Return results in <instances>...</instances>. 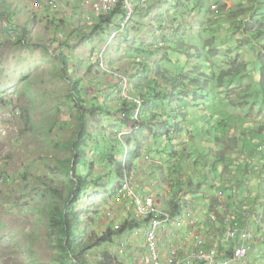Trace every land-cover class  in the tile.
<instances>
[{"label":"rangeland","instance_id":"rangeland-1","mask_svg":"<svg viewBox=\"0 0 264 264\" xmlns=\"http://www.w3.org/2000/svg\"><path fill=\"white\" fill-rule=\"evenodd\" d=\"M183 1L185 3L182 8H186L187 4L189 7H194L195 11L197 9L199 11L192 17H185L189 31L184 34L183 41L190 46L193 54L198 52L197 48H199L203 55L201 57L193 55L195 58L190 60L191 56L179 54L175 60H179L180 67L171 64L168 73L149 74V77L147 73L139 77L137 73L140 66L142 69L151 70L153 67L155 70L158 62L170 49L167 44L166 51L158 54V47L163 42L159 41L155 45V51L148 50L151 48L148 46L152 43L154 35L158 36V33L154 34L152 29L153 35L146 33L148 31L146 28L150 27L147 20L138 26L139 19L146 14L135 15L128 37L118 35L113 38L112 35L119 29L123 20V16L119 14L113 16V19L111 15L99 20L95 18L85 31L79 32L74 30L71 16L58 15L54 18L55 12L48 8L49 5H45L43 0H0V100L3 96L10 98L13 113L10 136L0 144L2 145L0 151H5L6 154L5 160L3 159L6 165L4 161L0 163V264H54L56 261L54 257L57 253L56 241L54 234H51L50 222H48L50 221L49 210L52 208L50 207L52 201L50 191L51 188H57L65 198L69 196L70 177L61 171L60 162L71 156L67 146H71L75 141L76 133L80 128V105L86 120L85 136L91 134L93 139L98 138L104 141L103 138L107 137L125 142L126 138L131 136L126 132V126L129 127L126 118L128 115L134 117L136 108L122 99L116 79L113 75L105 73L98 63L99 54L102 51H106L104 62H107L105 64L110 70L125 72L129 77L132 95L139 99L146 98L151 103L150 110H147L141 118L154 114L156 125L164 124L159 128L171 130L172 125L177 122L184 128L182 133L179 130L178 134L167 139L162 135L163 131H160L157 138L151 136L148 130L145 131V135L141 133L139 137L146 142L143 143L142 155L136 163L144 168L139 175L134 173L133 177L144 188H152V190L148 188L151 191L150 194L156 198L161 208L170 210V204L175 202L178 208H185V217L189 213V223L194 217H202L203 214L208 219L210 211H212L210 218L216 220V217L220 216V219L225 221L226 215L223 212H219V215L215 205L221 200L223 203L218 207L225 206L226 203V208H229L227 201L229 196L231 198L230 192L233 191L229 188V184L233 182L232 186H234L239 183V186H245L247 190L250 185H253L251 166L256 165L257 161L263 157L258 155L259 158L256 160L252 155L245 154L242 143H235L229 138L234 137L232 136L233 128H227L224 132V128L218 127L216 121L218 116L211 113L210 106L207 105L204 111L199 112L195 109L202 108L195 106V103L190 104L192 109L188 110L189 106L183 103L184 108L179 109L181 94L174 88L172 84L174 78L171 77L170 72L185 69L198 74L205 71L207 75H210L214 69V74L211 73L208 76L212 83L196 78L195 81L185 82L183 88L187 94L184 99L200 92V89L205 90L209 97L215 98L216 92L212 90V87L217 89L221 87V84H225L223 82L225 78L221 77L223 72L231 70V65L242 67L239 61L244 60H250L254 68H257L262 64L260 59L264 57L260 54L264 51H261L259 46L254 49L252 43L245 45L243 32H237V36L234 35L235 41H225L228 33L227 26H224L222 31L216 32L221 37L217 42L219 46H216L219 50L218 56L208 61L206 57L208 49L203 47L197 39L212 38V31L209 32L208 29L211 27L210 24L217 23L218 11L226 13L225 18L220 19L225 20L229 16L232 18L229 19L230 27L235 28L236 24L239 25L238 21L241 19L239 17L243 11L237 7L243 3V0ZM248 2L249 0H246L245 7L251 5ZM164 5L166 6L164 1L161 3V0H154L152 7L144 13L155 15L157 11L165 7ZM138 11L143 10L138 8ZM6 14H8L7 17ZM209 18L211 20L208 22ZM54 19L60 20L59 28L54 25L55 22L52 23ZM163 24L170 26L167 20ZM95 27H98V31L94 30ZM182 27L179 26L178 29ZM206 27H208L207 30ZM9 32L12 33L9 34ZM71 37L75 45L70 46L63 42L64 39ZM22 38L25 41L24 44L19 41ZM258 40L261 41V39ZM146 50L149 51L148 55H145ZM62 57L66 64L60 60ZM189 60L190 62H187ZM164 63L167 64L169 61L164 59L161 64L164 65ZM63 68L68 72L72 82L81 81V84L79 82L81 87H71L70 81L64 79L67 76L66 74L65 77L63 76ZM243 74L245 76L246 72L244 71ZM176 76L175 79L178 78V74ZM247 78L250 77H246V81H248ZM148 80H150L149 87ZM71 88L77 89L78 93L72 95ZM247 89L248 87L245 86L241 91L246 92ZM173 90L174 95H172ZM260 91L262 92V89L255 91L252 96L254 101L261 105L264 94L259 93ZM74 97H77L80 103H77V98ZM213 98H209V101L213 102ZM197 99L200 100V98ZM96 107L98 112H95ZM245 109L254 122L257 133H259L258 130L264 132V113H259V105L256 104L252 109L247 107ZM181 110L184 112L181 113ZM229 110L239 116L244 114L238 109L229 108ZM187 111L190 112L187 113ZM6 112L7 109L0 104L2 117H5ZM113 113L115 115H112ZM192 124H197L198 130H194ZM213 126L217 128L216 132L211 130ZM234 126L244 129L239 122ZM2 131L1 129L0 133ZM239 135L242 133L239 132ZM257 136L258 134L255 138ZM218 139H220L219 143ZM157 140L161 142L154 145L157 144ZM82 144L83 151L85 144L91 146L90 142ZM153 146L156 148L152 149ZM100 148L102 147H86L84 151L88 156L86 159L91 163L89 167L94 166L97 170L96 173H90L91 175L104 173V176H110L111 171H105L102 166L104 164L113 166V162H102V159L89 153L90 150L94 152ZM157 148L160 151H155ZM174 150L177 152L176 155H172ZM126 154V152L123 154V159ZM220 156L225 157L226 160L219 159ZM231 160L239 164L232 167ZM114 162L117 165V161ZM241 164H248L250 167L243 169V172H236ZM225 166H228V171H225ZM231 170H233L232 173L229 172ZM3 176L14 182L1 184ZM245 176L247 178H243ZM97 191L95 189L91 193L96 194ZM142 193L141 191L139 193L141 197H143ZM123 199V196L114 198L107 195L104 198L98 196L95 203L83 199L78 208L80 210L85 206L91 208L89 213L82 215V218L86 215L93 216L95 225L91 230L99 232L109 228L110 223L113 228V226H121L125 221L126 214L119 215L127 207ZM4 202L7 206L5 211L2 209ZM230 202H236L239 207L241 206L239 197L232 198ZM134 209L135 205L133 207L129 205L126 213ZM247 210L252 211L251 208ZM226 214L229 215L228 212ZM152 219L147 217L139 222L145 221L146 224L151 225ZM177 221H174L170 232L178 231V236L187 243V238H191L192 227L187 224V221H183L176 227ZM191 224L194 223L191 222ZM199 229L201 227H197V230ZM144 230L143 226L142 231ZM161 230V227L155 230L156 236L161 235L159 233ZM232 231L236 235V231L234 229ZM217 232L221 233L220 230ZM262 233L264 239V228ZM129 234L130 231H127L128 236L115 237L113 245L92 248L87 252L89 260L96 261L104 252L113 254L114 250L118 252L119 249H123L124 253L119 256L127 264H140L137 261L145 256V252L136 259L131 250L135 248V241L129 240ZM194 234L197 235V233ZM130 235L138 238L144 234L139 232ZM83 238L85 241L93 242V237L84 236ZM236 240L227 242L226 246H230ZM248 241L249 244L254 241L252 236ZM244 244L248 245L247 241ZM253 247L257 253H260L256 264H264V245L253 244ZM250 263L253 264L252 260Z\"/></svg>","mask_w":264,"mask_h":264},{"label":"trees","instance_id":"trees-1","mask_svg":"<svg viewBox=\"0 0 264 264\" xmlns=\"http://www.w3.org/2000/svg\"><path fill=\"white\" fill-rule=\"evenodd\" d=\"M163 1L167 3V0ZM184 3L185 2L183 0H178L170 5L166 4V6L164 5L165 7L162 8L160 11H157L155 15L149 14L139 19L138 26H141L147 20L148 25L150 27L146 28L148 29L146 33H148L149 35H153L151 29L154 31V34L158 33V36L154 35L152 43H150V45L148 46L151 48L148 50H151L152 52L155 51V45L159 41H163L169 44L170 46V49L167 51L168 53L165 54L164 58L158 62V65L156 66L155 70L153 67L151 70H146V68L142 69L140 66V70L137 73L139 77L145 76L147 73V77H149V74L155 75L168 73V69L170 68L171 64L180 67L179 60H175L179 54L191 56L190 60L195 58L193 55H196L197 57H201L203 55V53L201 54L199 48H197L198 52L193 54V52L190 50V46H188L187 43L183 41L184 34L189 31L187 26V20L185 17H192L199 12L198 9L195 11L194 7H189V5L187 6V4L186 8H182ZM248 3L251 5L245 7L247 3L246 0H243V3H241L237 7V9H241L243 13L241 17H239L241 18L238 21L239 25L236 24L235 28H232L229 25V19L231 20L232 18H230L229 16L228 19L226 18L225 20H222L220 18H225L226 13L218 11L217 23L210 24L211 27L208 29L209 32L212 31V38L210 40H205L202 38H198L199 40L197 39V41H200L203 47L208 49L206 53L208 61L209 59L211 60L216 58V55L219 53V50L216 48V46H219L217 42L221 39V37L216 32L222 31L224 26H227L226 32L228 33V36L225 38V41L227 40V42H233V40L235 41L234 35L237 36V32H243L245 34V45H247L248 43H252L254 49H256V46H259L261 51H264V0H249ZM141 13L145 14L144 12L138 11L137 15H141ZM117 14L118 12L113 13L111 15V18H113V16ZM7 16L8 14H6V17ZM205 18L207 19L208 17ZM166 20H168L170 26L163 24V22H165ZM210 20L211 18L208 19V22ZM54 22V25H57V28H59L58 24L60 20L57 21V19H54L52 23ZM179 26L183 27L181 29H178ZM97 28L98 27H95L94 30L98 31ZM207 28L208 27H206V30ZM258 39H261L262 42ZM148 50L145 51V55L149 54ZM159 53L160 50L158 49V54ZM260 55L264 57V53H261ZM164 59H167L169 63H164V65H162L161 62L164 61ZM60 60H63L64 64H66V61H64L65 59L63 57L60 58ZM190 60L187 62H190ZM239 62H241L242 67H239L238 65H231V70H229L228 72H223L221 77L225 78V80H223L225 84H221V87L217 89L212 87V90L216 92L215 98H213V96L209 97L205 90L200 89V92L194 93L191 96H187V98L184 99L187 94L185 93V89L183 88V84L185 82L195 81L196 78L204 79L205 81L212 83L211 79L208 76H210L211 73L214 74V69L210 73V75H207V72L205 71H202L198 74L194 71H186L185 69H178L176 72L170 73L171 77L174 78V80L172 81L174 88L179 90L181 94V103L180 105H178L179 109H181V107L184 108L183 103H185L187 107L190 104L195 103V106L202 108H194L199 112L204 111L207 105L210 106L212 110H210L211 113H213L214 116H218L216 118L218 127L224 128V132L227 131V128L232 127L234 130L232 132V136L234 137L229 138L235 143H242L245 154L252 155L253 157H255L256 160L257 158H259V156L263 157L260 161H257L256 165L251 166V176L253 180V185H250L249 190H247L245 186H239V183L232 186L233 182H231L229 184V188H231V190L233 191L230 192L231 198L229 196V200L227 201L229 203V208L227 210L233 211L232 213L235 216V219L231 224V228H229H233L234 231H236L237 234L235 235V238L241 243L243 241L241 237L243 234V230L249 229L251 235L248 236V240L249 238H251V236L254 239V241L251 242L250 245L255 244L257 246H260L264 245L262 233V229L264 228V132L263 130H258L259 133H257L253 124L254 122L249 118L248 112L246 111L245 107H247L248 109H252L257 104L260 107L259 113H264V100L263 103L260 105L259 102L254 101L252 96L255 94V91L260 89H262V92L260 91L259 93L264 94V59H260V62L262 64L258 65L257 68H254L253 63L250 60H244ZM65 68H67V66H65ZM65 68H63V76L65 77L66 74L67 78L64 79L70 81L69 84L71 85V87H81L79 85V82L81 84V81L76 80L78 82H72V80L68 77V72ZM244 71L246 72L245 76L250 77L247 78L248 81H246V77L243 74ZM137 74H135V76ZM176 74H178L177 79H175L177 77ZM169 82H171V80ZM147 84L149 87L150 80H148ZM245 86L248 87V89L246 92H242L241 90H243ZM75 88H71L72 95L78 93L77 89ZM172 95H174V90ZM197 98H200V100ZM209 98H213V102H210ZM141 101L142 106L140 108L134 106L136 108L134 117H130L128 115V118H126V121L129 125V127L126 126V132L128 135H131L129 138H126V142L122 140L117 141V139L115 140L113 138L107 137L103 138L104 141L98 138L93 139L91 134L85 136L86 120L82 114V105H80V128L76 133L75 141L71 144V146H67V149L71 151V156L69 158H65L62 162H60L62 168L61 171H63L67 176L70 177L69 185L71 190L69 196L65 198L57 188H51L50 191L52 196L50 207L52 208L49 210L50 221L48 222H50L49 226L51 228V234H54V239L56 241L55 247L57 248V253L54 255V257L56 258L54 264H127V262L121 256H119L118 252H116L115 250L113 254L109 252H104L101 257L98 258L96 261H90L87 252L91 251L92 248H99L103 245H113L115 243V237L123 235L128 230H133L136 227H140V225H145L146 222H139L132 218V216H130V220H126L124 223H122L120 229L114 230L113 228H111L112 225L110 223L109 228L104 231L98 232L97 230H91L92 227L95 225V218L93 216L86 215L84 216V218H82V215L89 213V210L91 208L85 206L83 207V209L80 210L78 207L83 199L95 203V199L98 196H101L103 198L106 195L112 196L114 198L118 197V190L122 186V181L126 179V176L132 173L139 175V172L143 171L144 167L139 166L138 163H136L142 155L141 149L143 143L146 142V140L139 139L141 133L145 135V131L148 130L151 136L157 138L160 131H163L162 135H164V137H166L167 139V137L174 136V134L176 135L180 131L182 133V131L184 130L182 126H179L178 122L174 123L175 126L172 125L173 128L171 130H164L162 128H159L162 127L164 124L159 123V126H157V121L155 119L154 114H148L147 116L141 118L142 115L151 108V103H149L146 98L141 99ZM77 103H80L78 101V98ZM190 108L192 109V106H189L187 110ZM229 108L238 109L244 114H240V116L236 115L234 114V112H231ZM94 109H96L95 112H98L97 107ZM184 110H181V113H183ZM189 112L187 111V113ZM108 114H110V112ZM112 115L115 114L113 113ZM199 122H201V120ZM237 122L243 125L244 129L235 127L234 124H237ZM196 125L197 124H192V128H194V130H198V126ZM188 128H190V126ZM212 129L214 132H216L217 130L215 126H213L211 130ZM239 132L242 133V135H239ZM256 134H258V136L255 138ZM219 141L220 139H218L217 142L219 143ZM81 142H90L91 146L85 144L84 151H86V147H102L94 152L90 150L89 153L93 154L94 157L102 159V162H113V166H109L107 164H104L102 166L105 171H111L110 176H104V173L91 175L90 172L96 173L97 170L94 166H92L91 168L89 167L91 163L88 159H86L88 156L82 150L81 146L83 144ZM160 142L159 140H157V144L154 145H158ZM155 148L156 146H153L152 149ZM155 151L160 150L159 148H157ZM125 152L127 154L125 155V159H123V154H125ZM176 153L177 152L174 150L172 155H176ZM218 158L224 159L225 157L220 156ZM115 160L117 161V165H115ZM231 161L232 167L239 164V162H236L235 160ZM161 165H163V162H161ZM249 167L250 166L248 164H241L239 168L236 169V172H243V169H248ZM224 169L225 171H228V166H225ZM232 171L233 170L229 172L232 173ZM243 178H247V176ZM103 179H105L104 182ZM178 188H180V186ZM95 189H97L98 191L96 192V194H92L91 191ZM238 197L241 204L240 207L238 206V203L230 202L232 198L238 199ZM249 208H251L252 211L247 210ZM184 212V207L178 208L175 202H172L170 204L169 213L171 215V220L182 221L184 220V218L185 221L189 220V213L186 214L185 217ZM130 214L131 213L129 212L128 216ZM252 216H254L257 221L250 220L248 222V219L252 218ZM258 219L260 221H258ZM193 223L197 226L202 224L212 225L213 228H217L218 230H220L221 233H223L224 230L228 229V227L223 226L221 221L220 224H218L217 220L216 222L211 221L210 219L207 220V217H204V214L202 215V217H194ZM84 236L93 237V242L85 241L83 238ZM248 240L247 243L249 244ZM255 240H257V242H255ZM157 249L160 252L159 242L157 243Z\"/></svg>","mask_w":264,"mask_h":264},{"label":"bare ground","instance_id":"bare-ground-1","mask_svg":"<svg viewBox=\"0 0 264 264\" xmlns=\"http://www.w3.org/2000/svg\"><path fill=\"white\" fill-rule=\"evenodd\" d=\"M53 1L54 3L49 5L48 8L52 9L55 12L54 18L57 17L58 15L67 17L66 14H68L67 12L68 10L69 11L71 10H74V11L81 10L82 11L81 12L82 16H76V17L70 18V20H72L71 22L74 24V30L79 31V32L80 31L83 32V30L85 31L86 27L89 24H91L95 18H98L99 20L102 17H107V16L112 15L115 12H118L119 15L123 16V20L119 25V29L112 35L113 38H116L118 35H125L128 37L130 35L131 24L134 20L135 15L138 12V8L143 10L142 12H147V10H149L152 7V4L154 3V0H53ZM176 1L178 0H167L166 4L170 5ZM161 3H163V0H161ZM84 16L88 18H85ZM10 33L12 32H9V34ZM19 41L22 44L25 43L23 38ZM63 42L68 43L70 46H73L76 44L72 37L69 39H64ZM166 47H167V43L162 42L159 45L158 49L163 54L166 51ZM105 52L106 51H102L99 54L98 63L100 64V66L102 67L105 73L113 75V77L116 79L122 99L126 103H131L133 106L140 108L142 106V101L141 99L132 95L131 89H130L129 77L125 74V72L122 73L120 71H112L109 69L108 66H106L105 63L107 62L106 61L104 62ZM0 104L4 109H7L5 117H2V115L0 114V130L1 129L3 130L0 133V144H1L2 142H4L5 139H8L10 136L11 127L13 123V120H12L13 113L11 110L12 103H11L10 98L3 96L0 100ZM3 119H6V120L4 121ZM5 156H6L5 151H0V163L5 160ZM4 165H6V161H4ZM122 185L125 187V189H123V192L126 194L128 193L129 190L132 189L131 187L134 186V183L132 180L127 179V180L122 181ZM121 189H122V186L118 190V196H122V194L120 193ZM128 196L130 197L131 193H128ZM222 203L223 202L219 200V203L215 205V208L217 207L216 208L217 213L223 212L226 215V220L225 221L220 220V216H217L216 220L218 224H220V221H221L223 226L228 227V229L224 230L223 233L219 234L217 232L218 229L215 230L212 227V225L202 224V225L197 226L194 224H190L193 231L191 234V238H187L189 242L193 241L195 243V247L193 248L194 250L192 253L197 252V251L213 252L214 259L210 261H205L200 258H192V259L195 261L196 264H251L250 260H252L253 264H256L257 257L260 255V253L256 252L257 250L254 249L253 244L251 245L244 244V242L248 240V236L251 235L249 229L243 230V234L241 236L243 241L241 243L238 240H236L230 246H226L227 242L236 239L235 234L232 231L233 228L229 229L231 228V224L234 221L235 216L232 213L233 211L227 210L228 208H226L227 206L226 203L224 204L225 206L218 207V206H221ZM227 212L229 213V215L226 214ZM210 215H212V211L209 212L208 219L216 222V220H213L212 218H210ZM250 220L257 221V219L254 218V216H252V218H249L248 222ZM258 221L260 220L258 219ZM197 227H202L209 231L212 230V235L209 237L210 239L209 241L204 242L200 240L201 238L199 237L198 234L197 235L194 234L197 232ZM238 251H241L242 253L239 258L237 256ZM191 254L186 255L184 259L187 256H191ZM184 259L178 260L177 264H185L187 260H184ZM137 262H139L140 264L143 263L142 261H137Z\"/></svg>","mask_w":264,"mask_h":264},{"label":"built area","instance_id":"built-area-1","mask_svg":"<svg viewBox=\"0 0 264 264\" xmlns=\"http://www.w3.org/2000/svg\"><path fill=\"white\" fill-rule=\"evenodd\" d=\"M45 5H51L54 3L53 0H43ZM67 16L76 17V16H82L81 10L79 11H67ZM85 17V16H84ZM88 18V17H85ZM125 188V187H124ZM128 193H131V196L134 195L132 190H129ZM125 194V193H124ZM137 216L138 217H148L151 216L152 222L150 225L149 230L144 235V244H145V256L140 259L144 264L145 262L150 264H177V258L175 255H171V257L168 259L167 263H161L160 261V252L157 249V243L159 242V237L156 236L155 230L158 227H161L163 229L166 224L169 223L170 217L161 211L158 207L154 206L153 201L151 198H146L144 201L138 202L137 201ZM123 249H119L118 254H123ZM241 251L237 252L238 258L241 256ZM192 258H200L205 261H210L214 259V253L213 252H206V251H197L191 254L190 257L184 259L187 260L185 264H196L195 261ZM190 259V261H188Z\"/></svg>","mask_w":264,"mask_h":264},{"label":"crops","instance_id":"crops-1","mask_svg":"<svg viewBox=\"0 0 264 264\" xmlns=\"http://www.w3.org/2000/svg\"><path fill=\"white\" fill-rule=\"evenodd\" d=\"M146 15L148 13H145ZM141 15H143L141 13ZM136 27V26H135ZM128 198H125V200ZM4 206L2 207L3 211H5L7 209V206L5 204V202L3 203ZM187 224L190 225L191 222L193 223V221H191L189 223V220H187ZM186 224V225H187ZM178 227V225L176 226ZM215 230L217 228H214ZM171 228H167L165 230H163V232H159L161 235H158L159 237V241H160V253H161V263H167L168 259L171 257V255H175V257L178 260L183 259L186 255H189L193 252V248L195 247V243L194 242H189L187 241L184 242L181 236H178L177 232L178 231H174V232H170ZM199 237L201 239L204 240V242L209 241V237L212 235V230H207L201 227V229L197 230L196 232ZM142 237V236H141ZM138 237V238H133L134 245L135 248L131 249L133 251V254H135L136 259L139 257L140 254H142L144 252V243H143V238ZM131 240V238L129 239ZM128 242V241H127ZM132 242V240H131ZM168 249V251H167ZM134 257V256H133ZM177 260V261H178Z\"/></svg>","mask_w":264,"mask_h":264},{"label":"clouds","instance_id":"clouds-1","mask_svg":"<svg viewBox=\"0 0 264 264\" xmlns=\"http://www.w3.org/2000/svg\"><path fill=\"white\" fill-rule=\"evenodd\" d=\"M134 175H133V173L132 174H130V175H128V176H126V179L125 180H127V179H129V180H132L133 182H134V186L133 187H131L132 189V192L134 193V195L133 196H128V193H126V194H124V192H123V189H125L124 188V186L122 185V189H121V191H120V193L122 194V196H123V200H124V202H125V204L127 205V207H126V209L125 210H122V212H120L119 213V215L121 214V215H123V214H126V218H125V221L127 220H130V216H132V218H134L135 220H137V221H140V220H142V219H144V218H147V217H138L137 216V210H136V207H137V201L138 202H141V201H144L146 198H151L152 199V201H153V204H154V206H156V207H158L161 211H163L164 213H166L169 217H170V221H169V223L168 224H166L165 225V227L161 230V231H163V230H165V229H167V228H171L172 227V225L174 224V221L173 220H171V215H170V213H169V210H167L166 208H161V205H159L158 204V202L156 201V198L152 195V194H150L151 193V191L150 190H152V188H150V187H148V188H144L143 186H141V184L139 183V182H137V181H135L134 180V177H133ZM9 181H11V183L12 182H14V180H9V178H7V177H5L4 178V176L3 177H1V184H4V183H6V182H9ZM141 191V193H142V195H143V197H141L140 195H139V193H140V191ZM149 190V191H148ZM125 198H128V199H126L125 200ZM129 205H131V207H133L134 205H135V209L134 210H131V214L128 216V213H126V211H127V208H128V206ZM148 217H151V216H148ZM124 221V222H125ZM183 221H185V220H182V221H180V222H176L175 223V225H178V224H180V223H182ZM124 222H122V223H124ZM148 225H150V224H145V225H140V227H136V228H134L133 230H128V231H130V234H137V233H143L144 235H145V233L149 230V228H150V226H148ZM143 226L145 227V230L144 231H142V228H143ZM120 227L121 226H113V229L114 230H118V229H120ZM160 231V232H161ZM129 234V239L131 238V239H133L134 237H132L131 235ZM159 234V233H158ZM144 235H142V237L141 238H143V243H144ZM119 236H121V235H119ZM123 236H128V235H126V233H124L121 237H123ZM131 236V237H130ZM119 255V254H118ZM188 257H190V256H187L186 258H188ZM185 258V259H186ZM188 261H190V259L188 260Z\"/></svg>","mask_w":264,"mask_h":264}]
</instances>
